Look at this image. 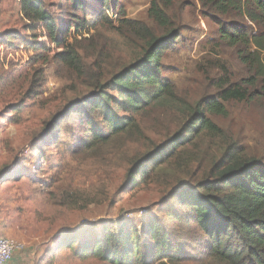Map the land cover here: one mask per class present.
<instances>
[{"label":"trees","instance_id":"1","mask_svg":"<svg viewBox=\"0 0 264 264\" xmlns=\"http://www.w3.org/2000/svg\"><path fill=\"white\" fill-rule=\"evenodd\" d=\"M93 1L92 22L85 0L19 3L22 27L2 30L0 47L32 55L8 70L0 55V96L23 111L46 90L43 68L54 66L64 105L34 136L36 177L62 141L99 170L88 185L35 181L40 213L114 208L115 192L156 195L154 213L106 226L100 237L65 233L37 264H264V136L250 140L235 112L264 114V0H198L218 35L186 59L181 79L166 62L190 48L177 0H148L147 20L131 19L125 0ZM17 168L20 179L26 170Z\"/></svg>","mask_w":264,"mask_h":264},{"label":"rangeland","instance_id":"2","mask_svg":"<svg viewBox=\"0 0 264 264\" xmlns=\"http://www.w3.org/2000/svg\"><path fill=\"white\" fill-rule=\"evenodd\" d=\"M21 1L0 0V33L2 30L22 27L18 16ZM85 1L87 2L86 8L89 10L88 18L92 22L100 6L93 0ZM46 2L52 4L56 3V0H46ZM177 3L184 7L180 17L188 29L183 37L190 48L180 51V57L183 58L176 56L173 60H166V62L173 67L170 76L181 79L190 73V63L186 59H198V56L212 47V39H217L218 26L202 14L198 0H177ZM125 6L131 19L147 20V12L150 8L148 0H125ZM51 11L54 15L58 13L55 8ZM112 17L116 19L117 15ZM39 41L47 43L49 48H55L46 38H40ZM27 52L21 50L6 53L0 47V55L5 61L7 70L12 69L11 65L27 64L29 56L32 55ZM54 52L55 50L49 55L52 56ZM43 69L47 74L46 90L41 91L39 96L33 102L31 101L23 111L10 109L11 104L4 102L3 96H0V175L3 174L0 177V229L7 238L25 245L21 253L27 255L25 256L28 264H37L47 249L54 251L58 245V238L65 233L84 228L89 229L83 232L87 237L95 235L100 237L106 226L116 224L115 228L118 230L117 223L120 220L133 219L135 222L144 220L154 213L152 203L157 198L152 194H141L136 198H131L130 195L122 196L115 192L113 197H115L116 205L114 208L91 206L83 212L40 213L43 210L39 211L36 202L32 199V185L35 181L42 184L59 179L62 180L60 187H67L72 182L76 185H88L98 178L99 171L93 165L78 163L74 160L67 152L68 147L62 141L59 148H53L48 152L54 159L46 163L43 178L36 177L37 154L33 146L34 136L46 127L52 113L55 112V107L64 105V100L59 97L58 93L65 89L66 85L64 81L56 79L54 66L49 65ZM180 71L182 73H179ZM28 86L25 83L24 87ZM235 112H237L238 120L245 125V133H249L250 140L261 138L260 140L263 141L264 114L260 109L242 106ZM227 123L228 120L222 122L228 126ZM63 139L66 140L65 136ZM18 165L26 170L20 179L17 178ZM73 264H81V262L77 260Z\"/></svg>","mask_w":264,"mask_h":264},{"label":"built area","instance_id":"3","mask_svg":"<svg viewBox=\"0 0 264 264\" xmlns=\"http://www.w3.org/2000/svg\"><path fill=\"white\" fill-rule=\"evenodd\" d=\"M25 245L7 238L0 231V264H10L16 254L23 252Z\"/></svg>","mask_w":264,"mask_h":264},{"label":"crops","instance_id":"4","mask_svg":"<svg viewBox=\"0 0 264 264\" xmlns=\"http://www.w3.org/2000/svg\"><path fill=\"white\" fill-rule=\"evenodd\" d=\"M0 231H1V229H0ZM25 255L26 254H23V253L16 254L10 264H28L27 261H26V256L27 255L26 256Z\"/></svg>","mask_w":264,"mask_h":264}]
</instances>
